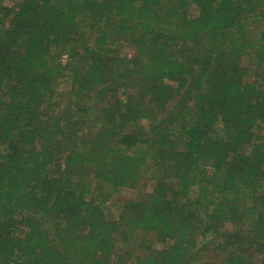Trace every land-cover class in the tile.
<instances>
[{
    "label": "trees",
    "instance_id": "1",
    "mask_svg": "<svg viewBox=\"0 0 264 264\" xmlns=\"http://www.w3.org/2000/svg\"><path fill=\"white\" fill-rule=\"evenodd\" d=\"M137 235L132 264H264V0H0V264Z\"/></svg>",
    "mask_w": 264,
    "mask_h": 264
},
{
    "label": "rangeland",
    "instance_id": "2",
    "mask_svg": "<svg viewBox=\"0 0 264 264\" xmlns=\"http://www.w3.org/2000/svg\"><path fill=\"white\" fill-rule=\"evenodd\" d=\"M9 7H15V4L12 1L6 2ZM190 14L196 15L197 10L193 7L190 8ZM123 53L125 55H131L133 53L132 48L126 47L124 48ZM66 56H64L63 60H66ZM247 61V59H246ZM250 60H248V63ZM247 63V64H248ZM251 65L256 66L255 62L251 60ZM71 90V83L67 80L62 81L58 85V102L61 105L62 108L69 105L70 97H69V91ZM152 185H154L153 181L151 180H145L139 189L137 190H125L120 194H117L113 197V199L108 203L106 211L111 216H118L120 213V208L123 205V203L129 199V198H143L152 190ZM153 238V237H151ZM142 239V235H137L136 238L127 244L118 241L117 243V250L121 257H123V260L121 261V264H132L133 259H128L126 251H129L131 255H140L145 250L140 245V241ZM209 248L204 251L202 254V257L205 256L206 259L215 260L216 259V250L214 245H209ZM118 259L115 260V264L118 263Z\"/></svg>",
    "mask_w": 264,
    "mask_h": 264
}]
</instances>
